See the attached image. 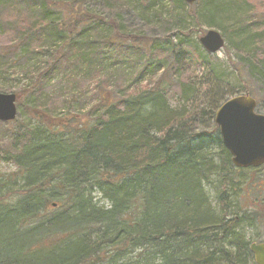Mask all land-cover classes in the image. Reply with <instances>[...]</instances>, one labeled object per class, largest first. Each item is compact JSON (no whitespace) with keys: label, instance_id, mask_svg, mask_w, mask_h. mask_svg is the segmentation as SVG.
Listing matches in <instances>:
<instances>
[{"label":"trees","instance_id":"trees-1","mask_svg":"<svg viewBox=\"0 0 264 264\" xmlns=\"http://www.w3.org/2000/svg\"><path fill=\"white\" fill-rule=\"evenodd\" d=\"M36 1L43 20H52V10L72 11L67 23H37L50 28V45L61 43L45 68L51 73L65 42L91 39L90 29L105 20L88 12L85 0ZM106 26L108 47L97 51L120 42L135 55L147 49L148 40L125 36L112 21ZM163 55L164 65L161 58L142 70L140 77L156 71L149 84L123 92L97 88L84 120L31 109L29 126L12 134V148L0 156L16 167L8 182L20 183L9 200L0 198V264H251L241 229L248 213H234L240 181L213 123L225 101L199 111L192 104L205 71L199 79L191 75L195 68L180 44ZM42 71L36 73L40 88L47 81ZM174 88L183 101L172 106ZM208 122L212 131L200 129Z\"/></svg>","mask_w":264,"mask_h":264},{"label":"rangeland","instance_id":"rangeland-1","mask_svg":"<svg viewBox=\"0 0 264 264\" xmlns=\"http://www.w3.org/2000/svg\"><path fill=\"white\" fill-rule=\"evenodd\" d=\"M56 1L65 3L67 0ZM148 3L151 6L142 9ZM38 4L36 0H0V57L5 60L0 73V94L15 95L17 109L12 123H0V156L3 159L4 153L12 148V134L29 126L34 107L48 117L75 115L84 120L98 89L110 86L116 92H123L149 84L156 71L140 77L142 70L148 64L160 61L167 47L179 44L191 57V65L196 70V74L191 70V75L199 79L202 75L198 71H205L200 81L202 90L193 106L206 111L213 100L223 98L226 102L248 94L256 103L255 113L264 116V0H197L192 6L183 0H85L87 11L99 15L105 22L90 29L91 39L71 41L72 44L65 42L58 64L53 65L51 73L45 72V68L51 67L50 58L61 43L54 40L50 48L45 37L50 28L39 27L37 23L57 20L67 23L72 11L68 7L61 13L52 10V20H46V15L43 20L35 7ZM119 8L120 15L116 13ZM107 20L120 25L125 36L148 40L147 49L135 55L128 42H120L111 50L97 51L98 46L108 47ZM209 30L217 32L224 40L223 48L215 54H207L199 44V38ZM243 42L247 44L245 48ZM75 46L79 47L78 53L71 50ZM89 61L96 66L95 73ZM165 61L163 58L160 63L164 65ZM41 70L43 81L47 80L42 88L36 74ZM37 89V95L32 93L37 98L32 100L31 91ZM179 95V90L174 88L168 96L172 106L183 101L181 95L180 102ZM34 124H37L36 120L31 121V125ZM200 129L209 132L213 125L208 122ZM212 153L216 158L219 156L218 150L213 149ZM15 172L16 167L11 162L0 160V198L9 200L18 190L20 183L8 182V177ZM237 174L234 178L241 184L238 185L234 213L243 210L248 213L246 225L241 226L243 240L263 241L264 203L254 201L261 194L258 186L261 178L255 175L248 180L246 173ZM207 195L215 211L218 206L210 188H207ZM97 200L100 206L106 205L100 198Z\"/></svg>","mask_w":264,"mask_h":264},{"label":"water","instance_id":"water-1","mask_svg":"<svg viewBox=\"0 0 264 264\" xmlns=\"http://www.w3.org/2000/svg\"><path fill=\"white\" fill-rule=\"evenodd\" d=\"M192 6L197 0H183ZM207 54H215L224 46L223 38L215 31H207L199 38ZM256 103L248 94L224 102L216 111L214 125L218 129L222 147L238 169L264 164V116L255 113ZM16 96L0 94V123L16 119ZM255 264H264V244L251 245Z\"/></svg>","mask_w":264,"mask_h":264},{"label":"flooded vegetation","instance_id":"flooded-vegetation-1","mask_svg":"<svg viewBox=\"0 0 264 264\" xmlns=\"http://www.w3.org/2000/svg\"><path fill=\"white\" fill-rule=\"evenodd\" d=\"M229 155V154H228ZM230 157V156H229ZM230 162H231V157H230ZM232 165V164H231ZM236 171H237V173L238 172H244V173H246L247 174V178H248V180H250L251 179V177H254L255 175L257 176V177H260L261 178V183L258 185V186H260L261 188H260V195H259V199H261V201H259V199L258 198H256L254 201H256V202H259V203H264V164L263 165H261V166H259V167H248V168H244V169H238V168H235V167H233ZM239 184H241L240 182H237L236 183V185H237V187H239L240 185ZM239 185V186H238ZM244 186V185H243ZM260 244H264V240L263 241H253L252 240V242H247V249H248V251H249V255H250V262H251V264H255V262H254V256H253V254L251 253V251H250V246L251 245H260Z\"/></svg>","mask_w":264,"mask_h":264}]
</instances>
